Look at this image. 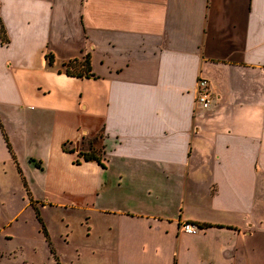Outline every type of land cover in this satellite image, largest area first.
I'll list each match as a JSON object with an SVG mask.
<instances>
[{"label":"crops","instance_id":"obj_1","mask_svg":"<svg viewBox=\"0 0 264 264\" xmlns=\"http://www.w3.org/2000/svg\"><path fill=\"white\" fill-rule=\"evenodd\" d=\"M0 24V183L46 231L5 254L58 259L53 205L93 231L80 264H264V0H0ZM85 135L101 163L63 148Z\"/></svg>","mask_w":264,"mask_h":264},{"label":"rangeland","instance_id":"obj_2","mask_svg":"<svg viewBox=\"0 0 264 264\" xmlns=\"http://www.w3.org/2000/svg\"><path fill=\"white\" fill-rule=\"evenodd\" d=\"M60 66L62 67V65ZM99 133L100 131L95 134ZM91 138H93L92 135L82 137L78 141V148L79 146L86 147ZM66 144L68 147L75 145L74 142H67ZM19 179L18 176L9 173L6 180L4 179L0 183V185L6 184L7 188L11 185V189L8 191L7 188L0 187V264H80L79 258L85 262L90 254L77 255V253L85 246V236L93 231L87 228L83 211L72 207L64 208L53 205L40 207V212L50 235V242L55 252L58 253V259H54L51 252L47 248L45 249L39 240H37V245H40L36 252L23 251L21 253L17 250L12 255L5 254L8 249L12 247L16 249L17 246L15 245L21 244L19 237L16 239L8 238L9 233L20 235L25 232L33 238L36 236L42 238V232L39 233V221L31 208H27L21 213L18 212L13 218H10L20 208L21 196L25 195L22 188L17 185ZM91 238L94 237H89L90 241L93 242Z\"/></svg>","mask_w":264,"mask_h":264},{"label":"trees","instance_id":"obj_3","mask_svg":"<svg viewBox=\"0 0 264 264\" xmlns=\"http://www.w3.org/2000/svg\"><path fill=\"white\" fill-rule=\"evenodd\" d=\"M0 34H2V27L0 24ZM52 54H47V60L48 62H52ZM90 55L89 52H86L84 56L81 59L73 58L66 62H62V67L59 68V70L63 69L65 73L67 74H73V75H88L90 74ZM84 137V136H82ZM67 142H63L62 146L64 149L69 150L71 152H75L74 147H68ZM100 144H98V140L93 137L91 140H88L87 146H79V148L76 150V157L74 158L75 162H79L82 159L83 160H96L99 163L100 161ZM36 216L41 223V227L43 229L44 234H46L44 225L42 223V219L39 215L38 210L35 208Z\"/></svg>","mask_w":264,"mask_h":264},{"label":"built area","instance_id":"obj_4","mask_svg":"<svg viewBox=\"0 0 264 264\" xmlns=\"http://www.w3.org/2000/svg\"><path fill=\"white\" fill-rule=\"evenodd\" d=\"M195 102L204 108L211 104V92L208 88V81L203 76H198L196 79ZM179 228L187 233H195L200 230L197 224L188 220H182Z\"/></svg>","mask_w":264,"mask_h":264},{"label":"water","instance_id":"obj_5","mask_svg":"<svg viewBox=\"0 0 264 264\" xmlns=\"http://www.w3.org/2000/svg\"><path fill=\"white\" fill-rule=\"evenodd\" d=\"M74 148H75V150L78 149V143H77V141L75 142Z\"/></svg>","mask_w":264,"mask_h":264}]
</instances>
